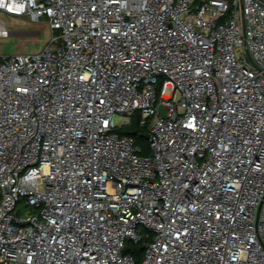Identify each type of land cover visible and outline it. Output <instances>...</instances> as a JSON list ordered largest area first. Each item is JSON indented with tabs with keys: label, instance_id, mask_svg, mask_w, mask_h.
I'll list each match as a JSON object with an SVG mask.
<instances>
[{
	"label": "built area",
	"instance_id": "2783aa9c",
	"mask_svg": "<svg viewBox=\"0 0 264 264\" xmlns=\"http://www.w3.org/2000/svg\"><path fill=\"white\" fill-rule=\"evenodd\" d=\"M0 11L52 30L0 55V264H264V0Z\"/></svg>",
	"mask_w": 264,
	"mask_h": 264
},
{
	"label": "rangeland",
	"instance_id": "374dc122",
	"mask_svg": "<svg viewBox=\"0 0 264 264\" xmlns=\"http://www.w3.org/2000/svg\"><path fill=\"white\" fill-rule=\"evenodd\" d=\"M0 26L7 28V34L0 36V55L28 54L39 51L48 43L52 33L48 22L44 19L40 22H31L26 16H13L3 11H0ZM53 32L58 34L56 30ZM164 91L165 95L171 93L169 87H166ZM160 109L163 112V107L160 106ZM123 121L127 119L119 114L114 115L116 125L123 124ZM145 141L148 149L147 139ZM24 211H27L26 208H22L20 213L23 214Z\"/></svg>",
	"mask_w": 264,
	"mask_h": 264
},
{
	"label": "trees",
	"instance_id": "16d2710c",
	"mask_svg": "<svg viewBox=\"0 0 264 264\" xmlns=\"http://www.w3.org/2000/svg\"><path fill=\"white\" fill-rule=\"evenodd\" d=\"M137 131L136 135H133V132ZM146 129L140 128L139 125H137V122L135 119H132L128 126L122 127L119 129V133L122 135H133L135 138V141L139 143L140 145H143V149L147 151V142L143 138V135L146 133ZM125 245L124 252L132 254L134 259L136 260L137 264H140L141 257L144 251V242H133L131 240H127Z\"/></svg>",
	"mask_w": 264,
	"mask_h": 264
},
{
	"label": "water",
	"instance_id": "95a60500",
	"mask_svg": "<svg viewBox=\"0 0 264 264\" xmlns=\"http://www.w3.org/2000/svg\"><path fill=\"white\" fill-rule=\"evenodd\" d=\"M247 60H248V61H251L250 58H248ZM252 64H253V66H255L254 62H252ZM136 134H137V131H134V132H133V135H136ZM143 137H144L145 139H147V137H148V133L144 134Z\"/></svg>",
	"mask_w": 264,
	"mask_h": 264
}]
</instances>
